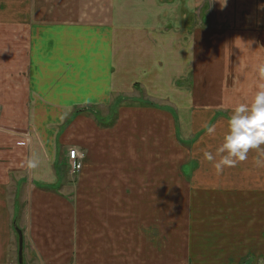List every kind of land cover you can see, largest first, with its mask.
<instances>
[{"label": "crops", "instance_id": "1", "mask_svg": "<svg viewBox=\"0 0 264 264\" xmlns=\"http://www.w3.org/2000/svg\"><path fill=\"white\" fill-rule=\"evenodd\" d=\"M256 4L240 27L216 30L201 27L200 0H0V53H14L3 66L25 91L13 110L22 123L0 145V264H149L145 247L163 224L152 202L132 198L167 188L190 213L194 264H264V152L222 171L203 156L235 107L264 90ZM8 100L0 88V110ZM114 111L137 119L100 124Z\"/></svg>", "mask_w": 264, "mask_h": 264}, {"label": "rangeland", "instance_id": "2", "mask_svg": "<svg viewBox=\"0 0 264 264\" xmlns=\"http://www.w3.org/2000/svg\"><path fill=\"white\" fill-rule=\"evenodd\" d=\"M259 1L260 0H228L227 5L221 8V6H223V0H219V2L218 0H200L199 12L197 15L201 16V27L205 21L212 23L211 26H213L214 23H217V25L215 24V27H218L216 30L225 26L240 27L242 24V19L240 17L246 13H249V16H251V12L255 10L256 3ZM209 15L212 17L209 18ZM203 18L206 20L203 21ZM248 23L250 27L262 26V22L259 24L256 20H249ZM204 25L207 26L206 24ZM213 31H215V29H213ZM221 33L223 34V32ZM231 33L235 34V31ZM239 38L240 37H238V39ZM249 39H251V37H249ZM262 42L263 49H260L264 51V37L261 38V42L257 43H261L262 45ZM202 46H204V43ZM8 54L9 57L14 55V53L11 52L0 53V88L3 89V96L8 93L9 97V109L5 107L6 111H3V108L0 110V145L6 147L9 145L8 140L13 137V135H16V133H10L8 130H13V128H11L12 126L22 123L23 117L22 112H18L19 114H17L16 111H13L16 106L15 92H21L20 94L25 93L24 90L20 91L21 86L19 83H16L17 69L15 67L3 66L7 61L3 56H7ZM261 57L264 59L263 53H261ZM27 73H30V71H26L25 74L27 75ZM3 102L6 103V100L4 99ZM21 102L22 101H19L18 103L19 107L22 106ZM167 114L174 117L173 113L170 111H167ZM130 117L133 120H136L137 113L132 111L129 115L127 111H114L109 118L105 119L104 117L100 119V124L109 127V129L113 126L115 129L119 123L121 125H129ZM143 117L144 116H139L137 121L141 126L145 123ZM25 122H27V118H25ZM124 134L125 133L121 131L119 138L115 135L112 138V141L115 143L120 139L121 142H125L123 137ZM133 137L135 142L134 145L136 146V153L139 156L144 153V132L138 131L133 134ZM174 139H176V137H174ZM148 142L151 143L149 138ZM124 145L125 144H121V146ZM107 147L108 145H106V148ZM113 151L120 155L121 161L122 159H125V162L127 161L124 148L114 147ZM169 156L171 155L169 154ZM121 165H124V163ZM171 166L172 165L167 166L164 164L163 168H171ZM160 170H162V168ZM150 194L153 195V197L147 195H134L132 198L135 204L140 203V200L142 203H145L146 199H148V202H152L153 205L149 208V213L153 215V220L155 222L163 224V228L157 229L156 233L154 231L152 245H146L145 247L147 251L150 252L151 259L149 264H194L193 262L197 261L196 254L198 253L193 246V228H189L190 220L182 218L183 216H189L190 214L188 210L182 209L184 197L176 194L174 190L170 191L168 194V188L159 189ZM122 201L127 202L123 199ZM154 210L159 211L153 212Z\"/></svg>", "mask_w": 264, "mask_h": 264}, {"label": "clouds", "instance_id": "3", "mask_svg": "<svg viewBox=\"0 0 264 264\" xmlns=\"http://www.w3.org/2000/svg\"><path fill=\"white\" fill-rule=\"evenodd\" d=\"M219 2V0H218ZM228 0H223V6ZM221 5V4H220ZM264 73V67L260 69ZM216 131L209 127V135ZM264 90L256 93L251 105L240 104L235 107L227 121V131L215 153L209 150L203 152L204 159L213 163L217 171L226 166H234L247 158L250 150L264 152Z\"/></svg>", "mask_w": 264, "mask_h": 264}, {"label": "built area", "instance_id": "4", "mask_svg": "<svg viewBox=\"0 0 264 264\" xmlns=\"http://www.w3.org/2000/svg\"><path fill=\"white\" fill-rule=\"evenodd\" d=\"M76 157H77V159H76ZM69 159L73 161L72 172L74 174L79 172V170L81 169V166L80 165H76V161L79 160V154H77L76 151H70L69 152Z\"/></svg>", "mask_w": 264, "mask_h": 264}, {"label": "water", "instance_id": "5", "mask_svg": "<svg viewBox=\"0 0 264 264\" xmlns=\"http://www.w3.org/2000/svg\"><path fill=\"white\" fill-rule=\"evenodd\" d=\"M16 233H17L18 239H19V255H20V257H22V253H23V235H22V232L19 229H16Z\"/></svg>", "mask_w": 264, "mask_h": 264}, {"label": "trees", "instance_id": "6", "mask_svg": "<svg viewBox=\"0 0 264 264\" xmlns=\"http://www.w3.org/2000/svg\"><path fill=\"white\" fill-rule=\"evenodd\" d=\"M94 112V111H93ZM94 113H96V112H94ZM96 116L98 117V119H99V114L98 113H96ZM101 119V118H100ZM100 122V121H99Z\"/></svg>", "mask_w": 264, "mask_h": 264}]
</instances>
